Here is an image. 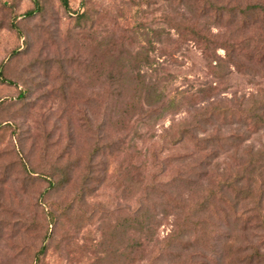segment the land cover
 Instances as JSON below:
<instances>
[{"label":"rangeland","instance_id":"rangeland-1","mask_svg":"<svg viewBox=\"0 0 264 264\" xmlns=\"http://www.w3.org/2000/svg\"><path fill=\"white\" fill-rule=\"evenodd\" d=\"M39 1L0 0V264L263 253L264 0H89L81 26V0Z\"/></svg>","mask_w":264,"mask_h":264},{"label":"trees","instance_id":"trees-1","mask_svg":"<svg viewBox=\"0 0 264 264\" xmlns=\"http://www.w3.org/2000/svg\"><path fill=\"white\" fill-rule=\"evenodd\" d=\"M32 2V8L25 11L23 13L24 17L27 18H34L37 15L42 13V6L39 0H31ZM59 2V6L62 8L63 11L65 12H69V7H68V0H58ZM88 2L89 0H81L80 2V10L79 11H75L73 14H75V24L76 26H81V25H85L86 23H88L91 19L90 16L88 14ZM259 9L256 13L260 16V22H264V3L262 5H251V6H247L245 7V10H252L254 11L255 9ZM223 9H221L219 16L221 17V15H223ZM229 17L230 18H234L237 15V11L235 9H230L229 11ZM241 13H243V11H241ZM13 20H16L15 17L11 18L10 21V27L14 30V31H18L19 27L17 25V23L12 22ZM243 24H245V22H243ZM196 41L200 42V41H204L207 40L204 37H201L200 34L196 33L195 36ZM215 44V43H214ZM260 44H263L264 47V38L260 41ZM221 46H223V49L226 52H229V56L227 54L228 60H230V58H232V51L235 50L236 47H234V45L232 44H228V42L226 43H221ZM262 60H264V54L262 57ZM143 61H148L147 60V56L145 55V58L143 59ZM0 81H2L3 83H9L11 84L12 82H10L9 80L5 79L2 75V71L0 70ZM96 153V152H95ZM263 160H264V154H263ZM264 163V162H263ZM262 163V164H263ZM22 167L24 168V166L22 165ZM203 174H198L196 181L193 180H187L185 181V184H195L198 181H201L203 178ZM239 180L237 179L236 184ZM236 189V188H235ZM239 193V190L237 191V195ZM264 196L261 194L259 196L258 199V204L263 200ZM233 202V203H232ZM231 204V210L234 212L236 211V207H237V203L234 204V201H230ZM220 205V204H219ZM206 207V205H205ZM200 210V208H199ZM198 210V211H199ZM199 214V212H197ZM245 213V212H243ZM229 215L227 214L225 216V221H227L229 219L228 217ZM249 218V223L250 226L247 227V231L249 229L250 233L253 234L254 237L257 238L258 243H260V245L264 244V218L262 217L261 213L259 212V209L254 208V211L252 212V214L247 217ZM148 221L149 218L148 216H146V213L142 212H138L136 220H135V225L137 226V230L139 233H143V234H147L149 235V226H148ZM224 221V222H225ZM248 224V222H246ZM246 225V224H245ZM182 238V233L178 232L176 235H169V241L171 240H175V239H180ZM248 250L250 251L249 253H247L244 258V261H247L246 264H264V252H260L259 249L257 247H249Z\"/></svg>","mask_w":264,"mask_h":264}]
</instances>
